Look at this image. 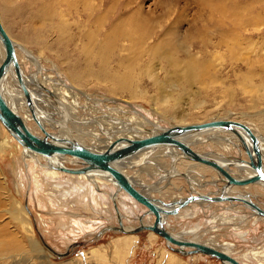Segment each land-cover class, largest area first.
Returning <instances> with one entry per match:
<instances>
[{
	"label": "rangeland",
	"instance_id": "obj_1",
	"mask_svg": "<svg viewBox=\"0 0 264 264\" xmlns=\"http://www.w3.org/2000/svg\"><path fill=\"white\" fill-rule=\"evenodd\" d=\"M16 1L25 6L23 11L27 15L14 19L0 0V20L14 40L25 74H36L41 80L50 75L48 80H55L57 86L63 81V87L70 88L75 94L74 114L88 121L86 126L82 124L83 128L100 132V140L112 133L140 128L128 124L127 128L120 130L117 118L125 119L127 115H138L148 124L157 121V129L227 118L249 124L259 137L264 138V98L252 105V82L254 86L259 85L264 77V0ZM42 1L64 15L74 34L79 30L77 24H82L77 14L83 16L86 12L93 13L95 23L105 19L104 24L108 26L120 16L126 27L157 32L162 39L159 43L161 51L170 50L178 60L188 56L203 63L207 71L204 86L192 87L191 92L183 93L178 85H174L173 77L160 87L144 73H139L134 81L138 94H130L112 90L110 83L102 78L89 76L77 82V79L67 77L63 72L78 67V64L73 63L72 57L61 60L64 55L58 45L44 46L41 40L44 37L43 22L33 19L35 7ZM22 46L38 60L24 57ZM152 64L160 81L167 78L162 63V70ZM253 72L259 74L254 76ZM246 81H249L248 87H245ZM171 91L174 96H179V104L172 107L162 104L168 106V111H164L157 100ZM61 113L56 117L64 124L63 133L56 127H50L48 132L58 136L72 133L87 147L104 149L105 143L93 142L90 135H82L78 132L79 127L68 124L67 113ZM102 123L107 128L106 135L99 128ZM146 124L143 123L139 130L153 126ZM29 125L42 135L33 122ZM71 126L74 130H69ZM6 134L0 123V143ZM229 135L222 130L198 135L195 141L190 138L186 141L196 151L212 158L221 157L226 161L238 158L239 162H244L247 156L243 147L237 138ZM223 138L239 145L231 146L232 143ZM9 145L0 146V264H222L206 254L175 252L154 232L144 230L124 234L107 229L118 226L111 198L115 190L112 183L94 184L91 180L61 172L49 174L51 168L45 159L26 156L21 146L15 148L14 139L9 140ZM168 153L170 151L164 148L140 152L128 162H139L145 157L144 163L134 165L137 163L127 162L123 171L137 182V186L148 187L152 196L165 201H173L179 195L184 197L192 191H220L222 181L214 169L182 158L174 161ZM63 163L68 167L79 166L68 156ZM228 166L240 177L247 171ZM228 191L233 195H249L264 208V186L261 183L233 186ZM114 200L122 212L123 224L137 226V217L144 210L143 206L124 192H119ZM17 209L22 211L23 217L26 216L29 230L18 221ZM143 220L150 223L153 217L145 216ZM165 226L182 238L221 246L242 264H264V218L255 216L243 203L193 202L180 209L178 214L168 216ZM126 235L133 237L132 246L128 250H118L114 241ZM250 251L258 253L251 257ZM246 252L249 260L244 255Z\"/></svg>",
	"mask_w": 264,
	"mask_h": 264
},
{
	"label": "bare ground",
	"instance_id": "obj_2",
	"mask_svg": "<svg viewBox=\"0 0 264 264\" xmlns=\"http://www.w3.org/2000/svg\"><path fill=\"white\" fill-rule=\"evenodd\" d=\"M2 2L4 3L3 7L5 8V11L9 12L10 15L14 19H17V17H21L22 15L24 16V14H26L23 11L25 9V6L22 3L21 4L17 3L16 0H2ZM46 3H45V1L39 2L38 7L36 6L37 9L35 7L36 11L34 12V10H33V12H34L33 13V19L35 22L38 19L40 20V22H41V20L43 22L42 28H43V32H44V37L41 40L44 43V46L47 48H52V46L58 45L61 53L64 55L61 58V60H66V58L72 57L71 59L73 60V63L78 64V67H72V69L65 70L63 72L67 77H69L71 79H77V82H79L80 79H82L84 77H89V76H94V77L100 78V79L102 78L104 80H107L110 83V88L112 90L123 91V92L126 91L130 94H133V93L138 94V91L136 90V85H135L134 81L138 77L139 73H144V75H146L148 78H150L152 81L155 82L153 84H156V85L158 84L160 87L164 85V82L166 80L173 77V78H175L174 79L175 80L174 85H178L180 88L179 91H181L183 93L191 92L192 87H195L196 89H198V88H201L204 86V84H205L204 74L207 71H206V68L203 65V63L200 62L199 60H197L196 58H190L188 56H186L185 58H183L181 60H178L172 53L169 52L170 50L168 51L166 49L165 51H161L160 50L161 46L159 45V43H162V41H161L162 39L161 40L159 39V34L157 32L149 31L147 29L141 30L139 28L126 27L124 25V19L122 20L120 18V16L117 18H114L112 20V22H110L108 24V26H106L104 24L105 19L101 23H95L97 21H96V17L93 16V13L92 12H86L83 16H81L80 14H77L78 20H80V22L82 24H77L76 28L79 30L77 31V33L74 34V32H72L70 29V23L64 17V15L59 14L60 12H55L54 7H52ZM49 4H50V2H49ZM22 6H23V8H22ZM0 22L2 23L1 20H0ZM2 25H3V23H2ZM40 27H41V25H40ZM31 29L32 28H30V30ZM5 30L8 33V35L10 36V38L12 39V41L14 42L13 38L11 37V35L7 31V29H5ZM48 33L49 34L51 33L54 36H49ZM14 46L16 49V54H17L18 62L20 64V69H21L24 81L26 83L27 88L30 91V94L32 96L33 102H34L35 107H36V115H37L38 119L40 120L41 124L43 125V127L45 128L46 131H49L50 127H52V128L56 127L60 132L62 131L61 133H63V131L65 129L64 124H63V122L62 123L59 122L58 117H56V115L63 114L61 112L67 113V116L65 117V119L68 121L69 125H74V126H76V128L79 127L78 132H81L82 135H86V136L90 135L92 137L91 139L93 140V142H97L99 144H100V142H103V144L105 143L104 144L105 147L113 139H115L116 137H119V136H125L128 138H139V137L150 135L151 133L157 132V131L165 128V127H162V128L159 127L157 129L155 127L157 121H153L155 123L149 122L151 124L150 125V124H148L147 121H145L146 119L144 120L142 117H140L138 115L137 116L127 115L126 118L124 117L125 119L117 118L119 120V122H118L119 124H117V125H119L120 130H121V128H127L126 125H128V124H135L136 127H140V128H138L136 131H133V128H132V130L128 129L129 131L119 132V133L116 132L114 134L112 133V135L107 136L106 139L100 140L98 138L100 135V132L91 131L92 129L88 130V129L83 128L82 124H84L86 126L85 123L86 122L88 123V121L84 120V118L80 119L79 117H77L74 114V109L72 107V104L74 105L76 103V101H75V94L73 93V91L70 90V88H68V87L66 88V86L63 87L62 84H65V83H63V81H61V80L60 81L62 84L58 85V86H57V83L55 80H52V81L48 80L50 75L49 76L45 75L46 77L44 78V80H41L40 78H38L36 74H31V76L26 75L24 70H23V67L20 63L21 57L18 56V51H17V47H16L15 43H14ZM22 51L24 52V57L25 56L29 57V59H31L33 61L38 60L37 56H34L31 52L26 50V48L23 46H22ZM70 52L72 53L71 55H70ZM4 56H5L4 47H3L2 43L0 42V64H1L2 60L4 59ZM142 62H143V64H142ZM145 63H147V65ZM152 63L157 64V67H159L160 70H162L161 69L162 67H160V65L162 63L163 66L165 67V69H164L165 70V77H167V78H165L163 81H160L158 79L157 72L155 71V68L153 67ZM80 64H84L85 66L83 68H81ZM258 74L259 73H257V72H253L254 76H257ZM248 83H249V81H246L245 87L249 86ZM259 83H260L259 85L254 86L253 82H252V99H253L252 105L253 106L255 104L260 103L262 101V99L264 98V77L261 78ZM0 86H1L3 96L6 100V102L8 103V105L12 108V110L21 116V118L24 120V123L26 124V126L32 132L40 135L39 132L34 131L29 125L30 122H33L35 125H36V123L34 122L32 116L30 114V111H29L27 104H26L25 97H24L20 87L18 86L17 78H16L15 72H14L12 67H9L6 70V72L4 73V75L1 79V82H0ZM173 90H177V89L174 88ZM157 103H159L161 105L167 104V105L172 107L173 105L179 104V96H174L172 94V91H171L170 94L168 93V95L163 96V98H161V99L158 98ZM157 103L155 102L156 105H158ZM167 105L161 106V107H164V108H162L164 111H168ZM162 109L160 111H162ZM181 118H182V116H181ZM88 119H90V118H88ZM219 119H227V118H219ZM203 122H205V121H203ZM91 123H93V122H91ZM143 123L144 124L147 123L149 126H152V125L153 126L152 127H146V128H144V130L143 129L139 130V129H141L142 126H144ZM198 123H200V122H198ZM245 124H247V123H245ZM105 125H107V124H105ZM115 125H113V126H115ZM117 125L115 127H118ZM175 125H180V124H175ZM247 125L255 133L253 128L249 124H247ZM171 126H173V125H171ZM62 127L64 128L63 130H62ZM91 127H93V126H91ZM37 128H38V126H37ZM71 128H72V126L69 127V130L73 129V128L72 129ZM99 128H102L104 130V131H102V133H104L105 135H106V133H108L106 131L107 128H106V126H104L103 123L100 125ZM4 129L6 130L8 135H10V138L9 137L7 138L8 135L6 134L4 136V140L3 139L1 140V143H0L1 147L2 146L3 147L4 146H10L9 140L14 139L5 127H4ZM93 129H95V128H93ZM108 129H110V128H108ZM237 129H238V132L241 134L243 140L246 142V145L250 148L251 143H250L248 136L245 134V132L243 130H241L239 128H237ZM222 130L227 131V130H224L222 128L203 129L199 132H192L188 135H185L184 139L188 140V138H190L193 141H195L197 139L198 135H201L204 133H206V134L212 133V132L219 133ZM66 131H67V129H66ZM227 132L230 134L229 137L231 135H233L232 137H235L238 139V137L233 132H231V131H227ZM67 134H65L64 136H58L59 134L58 135L54 134V135L58 136V137L68 138L71 140H76L78 143L86 146V144H84L82 141H80V139L72 136V133L71 134L69 133V135H67ZM211 136H212L211 138H213L214 135H211ZM256 136L259 139V145H260L261 152H262V163H263V171H264V138L259 137L257 134H256ZM77 137H78V135H77ZM223 140H226V141L228 140L229 144L232 143L231 146L232 145L233 146L239 145L238 142H236V144H235L233 141H231L227 138H223ZM193 141H192V143H193ZM201 141H203V140H201ZM238 141L240 142L239 139H238ZM240 145L242 146L241 142H240ZM20 146L21 145L15 140V148L20 147ZM22 148H23L24 152L26 153V156L33 155L34 157H36V159L38 158V160H39V158L45 159L48 167L51 168L49 171V174L51 173L52 175H54L56 173L61 172V171L56 169V166L62 165V166L68 167L63 163L65 156L55 155L53 157H46L44 155L30 151L25 147H22ZM162 148L171 152V153H168L167 155L172 156V159L174 161H179L180 158L184 159L183 157H181L179 155L180 152L179 151L177 152L176 149H173L172 147H169V146H165ZM92 150H95V149L93 148ZM101 150H103V149H101ZM152 150H154V149H148L145 151L149 152ZM175 150H176L177 154L174 153ZM145 151H141V152L143 153ZM172 153H174V154H172ZM203 154H205V153H203ZM68 157L72 161H74V160L77 161V159H75V158L73 159V157H70V156H68ZM214 159L218 160L219 158L218 159L214 158ZM145 160H146V158L144 157V158H141V160L139 162H137L136 160H133L132 162L130 161L128 163H131V164L137 163L134 165H139L142 162L144 163ZM186 160H188V159H186ZM226 160L227 159H223L220 157V160H218V162H220L222 165H224L230 171V173L236 177H239V176H237L235 174V172L232 169H230V167L228 165H234V167L238 168L241 171L247 170L246 171L247 174H243L244 176H242V177H246V176L250 175L251 173H253V170L248 165V158H247V160H244V162H239L238 158H234V159L229 160V161H226ZM192 162H194V161H192ZM194 163L200 164L197 162H194ZM61 173H64V172H61ZM75 176L91 180L94 184L98 183V182L99 183L109 182V183H112L114 185L112 179L110 178V175L106 172L92 171V172H89L87 174H77ZM261 184L264 186V183H261ZM96 187H98V186H96ZM98 188H95V189H98ZM115 189H116V186H115ZM229 189L225 190L224 193L229 194V191H228ZM119 192H122V191H119ZM118 193H116L115 198L117 197ZM178 197L179 198H176V199L173 198V200H177V199L182 198V196H180V195ZM244 205H246V204H244ZM246 206H248V205H246ZM15 213H16L17 217L19 218L18 221H20L22 223L23 227H25L27 230H29L28 222L25 220L26 216L23 217L24 215H23L22 211L17 209L15 211ZM119 213H120V217H121V221H122V212L120 210H119ZM146 216L147 217H153L151 215H146ZM257 217H259V216H257ZM261 218H263V217H261ZM150 223H145V224H150ZM122 224H123V222H122ZM135 227L136 226L128 227V226H125L123 224V228L126 231L131 230L132 228H135ZM110 229L115 230V229H113V227H110ZM142 231H144V230H142ZM139 232H141V231H139ZM149 232H152V231H149ZM122 233H124V234H136L138 232L134 233V232L128 231L127 233H125V232H122ZM170 233H172V232H170ZM172 234L174 236L182 238L179 235H176L174 233H172ZM126 236L127 237H124L121 239L118 238L114 241V246L118 250L121 248L122 249L126 248V250H128L132 246L131 244L133 243V239H132L133 237H131L130 235H126ZM210 245H212V244H210ZM171 246L176 247L174 245H171ZM212 246L227 252L226 249L221 247V246H216V245H212ZM173 251H175V250H173ZM257 253H258V251H250L249 252L251 257L253 255H257ZM246 254H247V252L244 255H246ZM250 256L246 255L245 257H247V259H248V257H250Z\"/></svg>",
	"mask_w": 264,
	"mask_h": 264
},
{
	"label": "water",
	"instance_id": "obj_3",
	"mask_svg": "<svg viewBox=\"0 0 264 264\" xmlns=\"http://www.w3.org/2000/svg\"><path fill=\"white\" fill-rule=\"evenodd\" d=\"M0 42L5 51L4 59L0 64V82L6 70L9 67H12L17 78L18 86L25 97L30 114L42 132V135L35 134L26 126L21 116L14 112L6 102L0 86V123L22 147L46 157L60 155L70 156L77 159V163H79L78 167L56 166L57 170L67 174H87L92 171L108 173L116 186V189L111 194V198L116 212L118 226L113 227V229L125 233L128 231L134 233L142 230L152 231L162 237L170 248L176 252L182 254L202 253L216 258L222 264H242L238 258L208 243L199 242L193 238L185 239L174 236L166 228L165 223L166 217L178 214L180 209L193 202H240L248 205L255 216L264 218V208L253 201L249 195L224 193L226 189L233 186H247L252 183H264L262 152L259 145V139L247 124L237 120L212 119L200 123L173 125L139 138L119 136L113 139L103 150H92L89 147L78 143L76 140L58 137L45 130L36 115L35 104L24 81L14 42L4 29L1 22ZM208 128H222L233 132L244 148V152L248 158V165L253 170V173L246 177H236L232 175L224 165L218 162V160L207 154L196 151L191 144L184 139L185 135ZM237 128L243 130L248 136L251 143L250 148L246 145V142L243 140ZM165 146L172 147L179 151L181 153H179V155L184 159L214 169L222 181L220 191L214 193L192 191L180 199L164 201L159 197L150 195L147 191L148 187L137 186L130 176L122 171L124 170L125 163L139 152ZM119 191L127 194L144 208L137 217L139 220L138 226L128 231L123 228L119 209L114 200L116 193ZM146 215L153 216V220L150 224H145L143 222V218ZM107 229H110V227ZM170 244L176 247H172Z\"/></svg>",
	"mask_w": 264,
	"mask_h": 264
},
{
	"label": "crops",
	"instance_id": "obj_4",
	"mask_svg": "<svg viewBox=\"0 0 264 264\" xmlns=\"http://www.w3.org/2000/svg\"><path fill=\"white\" fill-rule=\"evenodd\" d=\"M178 152V151H177ZM171 153V152H170ZM174 153L175 154H177L176 153V150L174 151ZM174 153H172V154H174ZM214 158V157H213ZM218 160H220V159H218ZM131 164V163H130ZM243 174H247L246 172L245 173H243ZM238 176V175H237ZM139 182V181H138ZM143 182L145 183V184H148L147 182H145L144 180H143ZM135 183V182H134ZM137 183V182H136ZM214 193V192H213ZM230 193V192H229ZM150 195H152L151 193H149ZM131 236V235H130Z\"/></svg>",
	"mask_w": 264,
	"mask_h": 264
}]
</instances>
